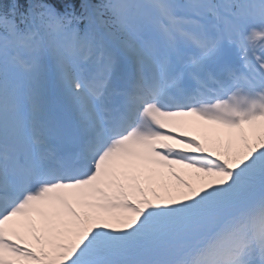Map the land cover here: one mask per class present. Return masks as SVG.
Instances as JSON below:
<instances>
[{
    "label": "snow or ice",
    "instance_id": "snow-or-ice-1",
    "mask_svg": "<svg viewBox=\"0 0 264 264\" xmlns=\"http://www.w3.org/2000/svg\"><path fill=\"white\" fill-rule=\"evenodd\" d=\"M0 264H264V0H0Z\"/></svg>",
    "mask_w": 264,
    "mask_h": 264
},
{
    "label": "rangeland",
    "instance_id": "rangeland-1",
    "mask_svg": "<svg viewBox=\"0 0 264 264\" xmlns=\"http://www.w3.org/2000/svg\"><path fill=\"white\" fill-rule=\"evenodd\" d=\"M189 128H191L190 130H193V133L191 132V133H189V135H192V137L194 138V139H196V140H198V141H200L201 143H203V141H202V136H208L209 135V133H208V129H210L209 128V125H204V124H200L199 126H189V127H185L184 129H188L189 130ZM184 133V132H183Z\"/></svg>",
    "mask_w": 264,
    "mask_h": 264
},
{
    "label": "bare ground",
    "instance_id": "bare-ground-1",
    "mask_svg": "<svg viewBox=\"0 0 264 264\" xmlns=\"http://www.w3.org/2000/svg\"><path fill=\"white\" fill-rule=\"evenodd\" d=\"M213 127H215V126H212L211 128H213ZM211 128H210V129H211Z\"/></svg>",
    "mask_w": 264,
    "mask_h": 264
}]
</instances>
